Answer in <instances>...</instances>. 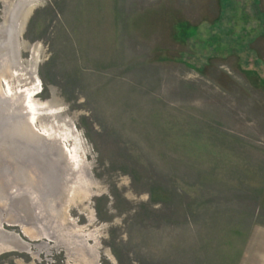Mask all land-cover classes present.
<instances>
[{
  "label": "rangeland",
  "instance_id": "374dc122",
  "mask_svg": "<svg viewBox=\"0 0 264 264\" xmlns=\"http://www.w3.org/2000/svg\"><path fill=\"white\" fill-rule=\"evenodd\" d=\"M263 228L264 0H0V264H243Z\"/></svg>",
  "mask_w": 264,
  "mask_h": 264
},
{
  "label": "crops",
  "instance_id": "0c3cea01",
  "mask_svg": "<svg viewBox=\"0 0 264 264\" xmlns=\"http://www.w3.org/2000/svg\"><path fill=\"white\" fill-rule=\"evenodd\" d=\"M255 232L243 264H264V228Z\"/></svg>",
  "mask_w": 264,
  "mask_h": 264
},
{
  "label": "bare ground",
  "instance_id": "6f19581e",
  "mask_svg": "<svg viewBox=\"0 0 264 264\" xmlns=\"http://www.w3.org/2000/svg\"><path fill=\"white\" fill-rule=\"evenodd\" d=\"M24 107V106H23ZM25 108V107H24ZM30 119H28V121L27 120H25V122L24 123H21L22 124V126H23V128H20V126H19V124H17V123H15L14 124V126L12 127V129H11V131H9V129L6 131V133H10V132H12V133H14V135H15V133H17V132H22V133H25V135H26V137H31V138H39L38 136H37V134H35L34 132H33V128H31V126H30ZM30 123V124H29ZM11 124H9V126H10ZM21 134V133H20ZM39 134V133H38ZM20 137V136H19ZM40 138H41V136H40ZM22 139V138H21ZM23 140V139H22ZM22 167H19L18 169L19 170H22L21 169ZM32 179V180H31ZM22 180V179H21ZM26 180L27 181H29L30 182V184L33 182V177L31 178V177H28V178H26Z\"/></svg>",
  "mask_w": 264,
  "mask_h": 264
},
{
  "label": "water",
  "instance_id": "95a60500",
  "mask_svg": "<svg viewBox=\"0 0 264 264\" xmlns=\"http://www.w3.org/2000/svg\"><path fill=\"white\" fill-rule=\"evenodd\" d=\"M4 242L1 244H6V245L15 244V245L19 246V248H22V245L17 241L16 237H11L9 239H6Z\"/></svg>",
  "mask_w": 264,
  "mask_h": 264
},
{
  "label": "trees",
  "instance_id": "16d2710c",
  "mask_svg": "<svg viewBox=\"0 0 264 264\" xmlns=\"http://www.w3.org/2000/svg\"><path fill=\"white\" fill-rule=\"evenodd\" d=\"M185 26V25H184ZM185 29H184V34H185V32H186V34L185 35H188V32H191V29L193 28H189V27H184ZM194 29V28H193ZM191 34V33H190ZM190 34L188 35L189 37H192V36H190Z\"/></svg>",
  "mask_w": 264,
  "mask_h": 264
}]
</instances>
